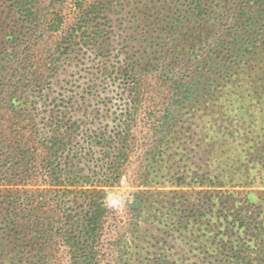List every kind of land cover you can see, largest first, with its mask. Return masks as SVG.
Returning a JSON list of instances; mask_svg holds the SVG:
<instances>
[{"label": "trees", "instance_id": "1", "mask_svg": "<svg viewBox=\"0 0 264 264\" xmlns=\"http://www.w3.org/2000/svg\"><path fill=\"white\" fill-rule=\"evenodd\" d=\"M139 116L107 264H264V0H0V264H102Z\"/></svg>", "mask_w": 264, "mask_h": 264}, {"label": "rangeland", "instance_id": "2", "mask_svg": "<svg viewBox=\"0 0 264 264\" xmlns=\"http://www.w3.org/2000/svg\"><path fill=\"white\" fill-rule=\"evenodd\" d=\"M87 67H84V70L88 71L90 70V64H87ZM85 72L81 75H84ZM139 116L140 122H138L137 129L134 131L137 141L133 148V151L130 156L129 163L126 168V174L125 177H123L119 184L113 189L109 191V194L107 196V203L114 211V219L115 221H109L106 225V229L104 232L103 237V250L105 251V254H107L106 257L102 259V264H107L111 260V256L109 254V246L107 245L108 242L114 240L116 238V228L125 227L127 226L129 214L126 210L125 204L127 202V199L132 196L133 193L144 190L142 187H137L138 184H140V178H139V171H140V165H141V148L144 143H146V129L148 126V122ZM159 190L167 192L169 190L177 189L171 187V185L167 183H163V185L158 186ZM162 197V195H161ZM127 222V223H126ZM56 259L51 260V264H66L67 258L64 255H57Z\"/></svg>", "mask_w": 264, "mask_h": 264}]
</instances>
